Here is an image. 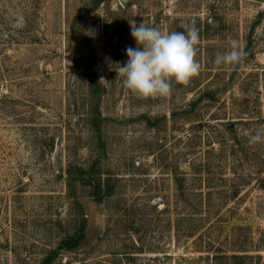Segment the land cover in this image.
<instances>
[{
    "label": "rangeland",
    "instance_id": "1",
    "mask_svg": "<svg viewBox=\"0 0 264 264\" xmlns=\"http://www.w3.org/2000/svg\"><path fill=\"white\" fill-rule=\"evenodd\" d=\"M133 20L195 26L200 73L126 89ZM46 259L264 264V0H0V264Z\"/></svg>",
    "mask_w": 264,
    "mask_h": 264
},
{
    "label": "clouds",
    "instance_id": "2",
    "mask_svg": "<svg viewBox=\"0 0 264 264\" xmlns=\"http://www.w3.org/2000/svg\"><path fill=\"white\" fill-rule=\"evenodd\" d=\"M131 36L136 47H127V61L120 65L117 76L123 78L126 89L143 98L166 97L171 94L172 82L187 85L201 71L196 59L199 33L195 26L184 31H162L145 22L130 23ZM231 50L217 54L214 63L234 65L242 61L245 53L236 40L230 41ZM108 82L104 77L100 81ZM259 135L252 142L260 140Z\"/></svg>",
    "mask_w": 264,
    "mask_h": 264
},
{
    "label": "trees",
    "instance_id": "3",
    "mask_svg": "<svg viewBox=\"0 0 264 264\" xmlns=\"http://www.w3.org/2000/svg\"><path fill=\"white\" fill-rule=\"evenodd\" d=\"M81 235H76V236L73 235L72 237L66 239L62 245L68 247H76L80 242ZM49 261H50L49 259H46L44 261V264H50Z\"/></svg>",
    "mask_w": 264,
    "mask_h": 264
},
{
    "label": "water",
    "instance_id": "4",
    "mask_svg": "<svg viewBox=\"0 0 264 264\" xmlns=\"http://www.w3.org/2000/svg\"><path fill=\"white\" fill-rule=\"evenodd\" d=\"M225 127H226V128H231V127H233V123H226V124H225Z\"/></svg>",
    "mask_w": 264,
    "mask_h": 264
}]
</instances>
